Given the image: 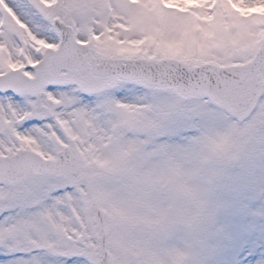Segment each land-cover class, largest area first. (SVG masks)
I'll list each match as a JSON object with an SVG mask.
<instances>
[{"label":"snow or ice","instance_id":"6c2138e0","mask_svg":"<svg viewBox=\"0 0 264 264\" xmlns=\"http://www.w3.org/2000/svg\"><path fill=\"white\" fill-rule=\"evenodd\" d=\"M196 15L212 21L202 52L224 55L181 68L125 34L120 0H0V264H91L82 165L97 146L264 120V0Z\"/></svg>","mask_w":264,"mask_h":264},{"label":"clouds","instance_id":"9594fccd","mask_svg":"<svg viewBox=\"0 0 264 264\" xmlns=\"http://www.w3.org/2000/svg\"><path fill=\"white\" fill-rule=\"evenodd\" d=\"M120 8L125 34L160 61L183 68L224 55L201 50L196 38L211 23L197 18L205 10L197 0H120ZM197 125L163 137L125 133L92 150L82 165L91 264H215L227 219L249 210L243 198L264 210V120Z\"/></svg>","mask_w":264,"mask_h":264},{"label":"rangeland","instance_id":"374dc122","mask_svg":"<svg viewBox=\"0 0 264 264\" xmlns=\"http://www.w3.org/2000/svg\"><path fill=\"white\" fill-rule=\"evenodd\" d=\"M227 2L232 4V0ZM217 3L218 0H199L198 7L202 5L201 8L207 9L211 6L214 9ZM200 20L206 24L212 23L206 16ZM243 199L249 210L227 219V239L216 257L215 264H245V261L247 264H257L264 259V215L255 214L261 203Z\"/></svg>","mask_w":264,"mask_h":264}]
</instances>
